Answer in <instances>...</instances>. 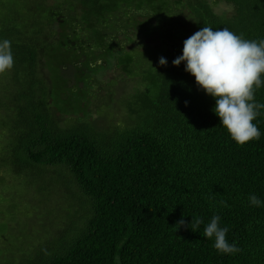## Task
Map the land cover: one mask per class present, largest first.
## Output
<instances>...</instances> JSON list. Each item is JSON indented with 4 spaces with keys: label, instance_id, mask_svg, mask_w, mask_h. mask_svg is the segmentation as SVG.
Here are the masks:
<instances>
[{
    "label": "trees",
    "instance_id": "1",
    "mask_svg": "<svg viewBox=\"0 0 264 264\" xmlns=\"http://www.w3.org/2000/svg\"><path fill=\"white\" fill-rule=\"evenodd\" d=\"M202 27L264 39V0H0L15 61L0 75V205L14 220L32 189L56 220L37 236L22 217L0 237V264H264V207L248 201H264V112L259 140L236 146L215 101L172 65ZM105 65L135 82L102 126L112 92L96 111L87 98L118 83L101 79ZM214 215L239 253L204 238Z\"/></svg>",
    "mask_w": 264,
    "mask_h": 264
},
{
    "label": "clouds",
    "instance_id": "2",
    "mask_svg": "<svg viewBox=\"0 0 264 264\" xmlns=\"http://www.w3.org/2000/svg\"><path fill=\"white\" fill-rule=\"evenodd\" d=\"M14 62L12 42L0 40V75L10 71ZM158 63L165 66L167 60L161 57ZM181 64L194 77L197 89L215 101L212 111L236 146L259 140L254 121L264 112V103L256 101L255 92L264 87V39H245L228 28L202 27L183 42L182 54L172 61L174 67ZM248 201L250 206L264 207L255 194ZM220 220L219 215L211 218L204 238L214 241L218 253L235 255L241 249L226 239L229 228L221 227ZM200 223L197 219L196 225ZM183 224L181 220L177 227Z\"/></svg>",
    "mask_w": 264,
    "mask_h": 264
},
{
    "label": "rangeland",
    "instance_id": "3",
    "mask_svg": "<svg viewBox=\"0 0 264 264\" xmlns=\"http://www.w3.org/2000/svg\"><path fill=\"white\" fill-rule=\"evenodd\" d=\"M165 41L169 45L170 49H171L170 45L176 46L179 43L178 40H176L175 42L170 41V40H165ZM176 42H178V43H176ZM161 43H163V41H159L158 37L155 35V36H153V40L150 42V45H153V47L161 46V45H163ZM131 46L132 45L128 46V48H130ZM102 74L103 75L101 76V79L103 81L109 82L112 79V80H118V83L115 84L113 87H111L112 89L108 88L109 91H107V92L105 91L106 88H104L102 91L100 86H96L94 84V86L90 89L89 92H90L91 96H96V99H93L92 97H88L87 98L88 103L87 102L86 103L90 106V108H92V111L99 110V107L104 103V97H107V95L110 92H112L109 95L108 102L105 104V105L109 106V109H106L103 113L99 114L98 120L100 121L101 125L103 126V125L108 124L109 122L116 123V122L120 121L122 112H121V109L118 105V101H119V97L121 95V89L126 90L135 81H134V78L129 77L126 74H123L119 71H116L114 69V67H110L108 65H105V68L103 69ZM68 77H69V75H68ZM70 78H71L70 80H71V84H72L74 82L72 74H71ZM94 80H92L93 81L92 83H95ZM121 80H123V81H121ZM109 87H110V85H109ZM90 99H91V105H90ZM11 191L12 190L10 189L9 192L11 194H13ZM21 198L22 199H21L20 203L21 204L28 203L29 207L23 208V209H22V207H19L18 208L19 213L17 215V218H16V214H15L14 220L12 219V216L10 214L11 213V210H10L11 207L7 206L8 208L7 207L4 208L0 205V237L3 235H6V233L8 232L9 229H10L9 230L10 232H13L16 234L18 232V227L20 225L19 221L26 219V218L21 219L22 217H29L30 216L31 217L30 221L33 219L32 223H30V226H28L31 230L28 229V231L32 235H34V233L37 232V236L44 234V231L47 228H49L50 226H52L53 223H55L56 220L54 218V221H51V225L49 223L48 227H47L46 221H43V218L40 216V214H42L44 212L43 207H41V205H39V199L35 196L32 189L28 193L21 196ZM25 206H26V204H25ZM22 212H24V213H22ZM27 212H30V213H28L26 216H24V214ZM9 225L13 226V228H11V227L9 228Z\"/></svg>",
    "mask_w": 264,
    "mask_h": 264
}]
</instances>
